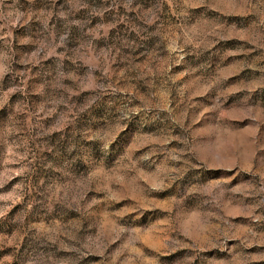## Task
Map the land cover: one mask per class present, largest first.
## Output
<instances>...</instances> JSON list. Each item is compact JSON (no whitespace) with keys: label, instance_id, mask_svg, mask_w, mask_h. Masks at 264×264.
<instances>
[{"label":"rangeland","instance_id":"obj_1","mask_svg":"<svg viewBox=\"0 0 264 264\" xmlns=\"http://www.w3.org/2000/svg\"><path fill=\"white\" fill-rule=\"evenodd\" d=\"M0 264H264V0H0Z\"/></svg>","mask_w":264,"mask_h":264}]
</instances>
